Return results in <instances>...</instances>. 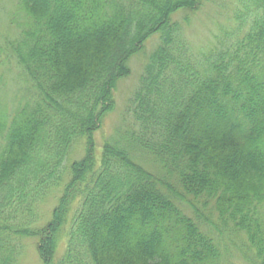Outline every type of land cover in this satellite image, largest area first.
<instances>
[{
  "label": "trees",
  "instance_id": "obj_1",
  "mask_svg": "<svg viewBox=\"0 0 264 264\" xmlns=\"http://www.w3.org/2000/svg\"><path fill=\"white\" fill-rule=\"evenodd\" d=\"M232 1V27L195 52L189 16L172 15L199 0H17L1 63L24 95L11 115L0 102V264L31 237L43 264H264V0ZM154 34L123 132L96 159L116 83Z\"/></svg>",
  "mask_w": 264,
  "mask_h": 264
},
{
  "label": "rangeland",
  "instance_id": "obj_2",
  "mask_svg": "<svg viewBox=\"0 0 264 264\" xmlns=\"http://www.w3.org/2000/svg\"><path fill=\"white\" fill-rule=\"evenodd\" d=\"M198 9L190 11H177L172 16L178 21H182L183 16H189V23L184 24V32L186 39L195 52L203 51L215 41V36L219 35L221 30L229 29L233 25L232 9L234 3L232 0H199ZM233 3V5L231 3ZM17 0H0V102L5 103L8 115H11L12 110L19 105L24 95V83L15 76L16 70L12 65L5 69V65L1 62L6 59V42L14 38L18 26L14 21L15 5ZM154 36V37H153ZM158 34L149 37L144 44L143 49L130 57L128 61L129 73L121 77L115 87L114 97L115 105L111 112L107 113L101 120L98 128L93 133L92 152L94 156L99 157L102 146L106 140L112 139L114 136L121 135L124 127V118L126 116V108L128 100L132 92L137 87L140 75L144 65L145 58L154 49L157 44ZM117 133V135H116ZM86 150V142L79 141L76 145L70 160H76L82 157ZM144 167L153 170L157 176H163V172L157 165L148 162L142 164ZM66 174L63 177L64 182L67 180ZM63 183L54 189V191L46 196L38 205L39 221L43 220L45 224L50 218L52 209L57 205L58 197L61 195ZM189 198L184 196V201ZM187 214L191 211L187 209ZM212 219H216L215 212L211 215ZM226 233V232H225ZM230 237L224 235V243L230 249L232 260L246 263L247 259L238 251L237 244L239 241L229 240ZM243 238V236L241 237ZM38 237L24 238L21 240V248L15 255V258L10 260L9 264H43L38 244ZM63 236H60L56 242L58 251L56 255L59 257L64 252ZM241 244V242H240Z\"/></svg>",
  "mask_w": 264,
  "mask_h": 264
}]
</instances>
